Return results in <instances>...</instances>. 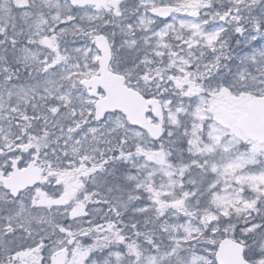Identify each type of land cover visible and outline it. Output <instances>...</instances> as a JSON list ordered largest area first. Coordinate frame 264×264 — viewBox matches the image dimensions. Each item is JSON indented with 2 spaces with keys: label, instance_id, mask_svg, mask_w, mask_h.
I'll use <instances>...</instances> for the list:
<instances>
[{
  "label": "snow or ice",
  "instance_id": "obj_1",
  "mask_svg": "<svg viewBox=\"0 0 264 264\" xmlns=\"http://www.w3.org/2000/svg\"><path fill=\"white\" fill-rule=\"evenodd\" d=\"M0 264H264V0H0Z\"/></svg>",
  "mask_w": 264,
  "mask_h": 264
}]
</instances>
